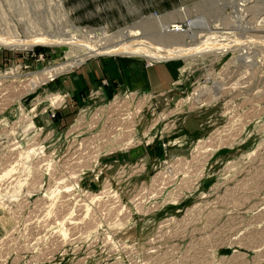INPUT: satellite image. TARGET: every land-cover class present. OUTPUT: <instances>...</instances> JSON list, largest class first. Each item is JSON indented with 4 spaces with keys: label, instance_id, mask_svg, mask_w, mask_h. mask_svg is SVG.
Masks as SVG:
<instances>
[{
    "label": "rangeland",
    "instance_id": "rangeland-1",
    "mask_svg": "<svg viewBox=\"0 0 264 264\" xmlns=\"http://www.w3.org/2000/svg\"><path fill=\"white\" fill-rule=\"evenodd\" d=\"M0 36L218 45L0 46V264H264V0H0Z\"/></svg>",
    "mask_w": 264,
    "mask_h": 264
},
{
    "label": "bare ground",
    "instance_id": "bare-ground-1",
    "mask_svg": "<svg viewBox=\"0 0 264 264\" xmlns=\"http://www.w3.org/2000/svg\"><path fill=\"white\" fill-rule=\"evenodd\" d=\"M211 34H213V32L212 33L208 32L206 36L208 35L211 36ZM137 35L138 33L135 35L132 32L128 33V36H137ZM125 42L126 43H120L111 48L99 49V48L90 46L84 42L76 43V41L70 40V39H63L61 42L56 41L52 43L50 40L48 41V40L40 39V38L12 40V39H8V38H4L0 36V46L7 47V48L8 47L10 48H29V47L36 46V45L46 46L50 44L51 45L58 44L59 46L61 44V45L69 46L71 48H74L77 50L79 49L83 51L84 57H87L90 55L102 56V55H109V54H125V55H131V56H140L148 61H153V62L155 61L157 63L164 62L166 60H171V59H180V58L189 57L197 53L199 54V53L205 52V50L213 51L215 49H218V48H214L218 46L215 43H214L215 45H212V44L210 45V43L209 45H207V43H204L202 45L183 46V45L177 44L176 42L174 43V41H172L173 44L170 46L164 45V46L157 47V46L148 45V43L146 44L144 41H140L139 39L129 40V37H128V41L125 40ZM206 42H209V41L206 40ZM143 45L148 46V47H143ZM75 58L77 59V58H83V57L79 56ZM74 64H78L77 61H75L73 65ZM218 90H219V87L217 86L216 88H213V86L212 87L204 86V87H201L199 90L195 91L194 93H192L190 97H188V100L192 101L195 105H204L212 101H216L218 99Z\"/></svg>",
    "mask_w": 264,
    "mask_h": 264
},
{
    "label": "crops",
    "instance_id": "crops-1",
    "mask_svg": "<svg viewBox=\"0 0 264 264\" xmlns=\"http://www.w3.org/2000/svg\"><path fill=\"white\" fill-rule=\"evenodd\" d=\"M163 72L164 70L162 67H154L151 74H147V78L148 80H150L149 82H151L150 84H153L154 86H156V85H162L163 83H165V79L162 76L159 77V75H162ZM166 80H168V77Z\"/></svg>",
    "mask_w": 264,
    "mask_h": 264
}]
</instances>
